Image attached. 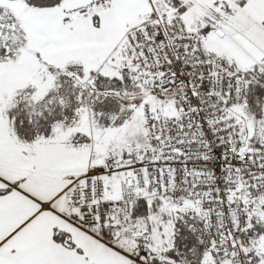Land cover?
<instances>
[{
    "label": "snow or ice",
    "instance_id": "snow-or-ice-1",
    "mask_svg": "<svg viewBox=\"0 0 264 264\" xmlns=\"http://www.w3.org/2000/svg\"><path fill=\"white\" fill-rule=\"evenodd\" d=\"M0 264H264V0H0Z\"/></svg>",
    "mask_w": 264,
    "mask_h": 264
}]
</instances>
